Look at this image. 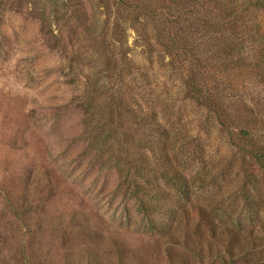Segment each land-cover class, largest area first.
<instances>
[{"label":"rangeland","instance_id":"374dc122","mask_svg":"<svg viewBox=\"0 0 264 264\" xmlns=\"http://www.w3.org/2000/svg\"><path fill=\"white\" fill-rule=\"evenodd\" d=\"M107 15L97 0H0V264H198L182 247L166 251V238L149 230L122 183L124 160L143 152L128 111L142 94L171 129L175 162L185 167L193 152L206 176L215 175L212 193L196 200L208 210L238 201L246 162L185 98L151 21L124 23L115 72L105 63ZM252 74L239 67L218 78L234 114L260 93ZM112 95L122 98L118 116ZM254 174L261 223L253 224L252 258L263 264L264 173Z\"/></svg>","mask_w":264,"mask_h":264},{"label":"trees","instance_id":"16d2710c","mask_svg":"<svg viewBox=\"0 0 264 264\" xmlns=\"http://www.w3.org/2000/svg\"><path fill=\"white\" fill-rule=\"evenodd\" d=\"M97 1L108 13V32L102 34L110 52L106 68L121 71L125 53L121 57L117 48L123 44L124 23L134 28L144 19L150 20L158 44L180 73L185 98L205 111V118L225 133L230 146L246 162L237 186L238 201L222 200L208 210L196 199L212 193L215 175L206 176L191 159L193 152L185 167L175 162L171 129L142 94L139 101L131 100L128 111L137 125V146L143 152L137 161L125 157L126 168L121 172L137 212L149 230L166 238V251L182 247L198 264H261L252 258V252L258 247L253 224L261 223L254 173H264V0ZM239 67L240 74H255L261 90L252 92L251 108L239 107L245 112L234 114L227 109L218 78L224 69ZM109 98L111 113L118 116L122 98ZM139 180L153 181L154 187L143 188ZM156 215L168 216L171 222L155 220ZM204 230L207 239L202 237Z\"/></svg>","mask_w":264,"mask_h":264}]
</instances>
